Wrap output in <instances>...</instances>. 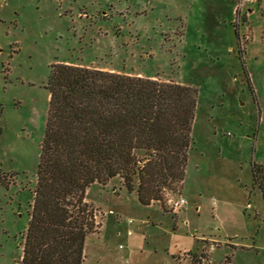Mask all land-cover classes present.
I'll return each mask as SVG.
<instances>
[{"label": "rangeland", "instance_id": "1", "mask_svg": "<svg viewBox=\"0 0 264 264\" xmlns=\"http://www.w3.org/2000/svg\"><path fill=\"white\" fill-rule=\"evenodd\" d=\"M57 62L196 92L183 183L170 194L186 203L144 205L119 177L92 184L82 264H264L252 175L255 162L264 176V0H0V264L21 252Z\"/></svg>", "mask_w": 264, "mask_h": 264}, {"label": "trees", "instance_id": "2", "mask_svg": "<svg viewBox=\"0 0 264 264\" xmlns=\"http://www.w3.org/2000/svg\"><path fill=\"white\" fill-rule=\"evenodd\" d=\"M33 201L15 264H82L92 184L119 177L144 205L178 194L196 92L174 81L67 62L51 65ZM253 179L264 199V176ZM163 203V204H162Z\"/></svg>", "mask_w": 264, "mask_h": 264}, {"label": "built area", "instance_id": "3", "mask_svg": "<svg viewBox=\"0 0 264 264\" xmlns=\"http://www.w3.org/2000/svg\"><path fill=\"white\" fill-rule=\"evenodd\" d=\"M186 203V199L184 198V196H173L170 194H167L164 198V204L165 206L171 210V211H176L178 209H180L182 206H184V204ZM133 222L132 219H128V223L131 224ZM128 235L132 234V230H128L127 231ZM119 247H122V245L120 244Z\"/></svg>", "mask_w": 264, "mask_h": 264}, {"label": "crops", "instance_id": "4", "mask_svg": "<svg viewBox=\"0 0 264 264\" xmlns=\"http://www.w3.org/2000/svg\"><path fill=\"white\" fill-rule=\"evenodd\" d=\"M195 208H196V209H199V208H200V206H196Z\"/></svg>", "mask_w": 264, "mask_h": 264}]
</instances>
